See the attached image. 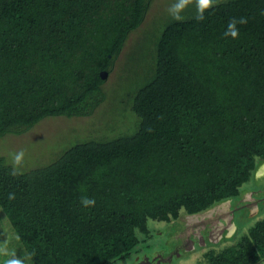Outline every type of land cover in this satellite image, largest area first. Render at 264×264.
<instances>
[{
  "label": "trees",
  "instance_id": "trees-1",
  "mask_svg": "<svg viewBox=\"0 0 264 264\" xmlns=\"http://www.w3.org/2000/svg\"><path fill=\"white\" fill-rule=\"evenodd\" d=\"M152 2L0 0V138L47 116L91 115L107 98L101 71H112ZM181 14L151 35L153 65L120 103L138 117L133 131L79 139L26 170L0 156V223L15 231L0 264H112L149 238L150 219L171 223L237 198L256 174L264 0H213L203 19L193 3ZM242 17L239 38L225 37ZM227 242L205 251L209 264L259 262L264 217Z\"/></svg>",
  "mask_w": 264,
  "mask_h": 264
},
{
  "label": "rangeland",
  "instance_id": "rangeland-1",
  "mask_svg": "<svg viewBox=\"0 0 264 264\" xmlns=\"http://www.w3.org/2000/svg\"><path fill=\"white\" fill-rule=\"evenodd\" d=\"M174 3L176 0H153L143 23L131 33L123 50L116 58L112 71L106 77L104 83L107 93L106 100L91 115L71 117L51 115L23 133H9L0 138V156H5L7 162L13 164L12 154L24 150L23 162L16 168L26 170L51 162L64 148L79 139L93 137L98 133L112 135L120 131H133L136 128L138 117L132 110L126 108L125 112L122 108L120 109V103L125 99L130 86L134 87L138 77L151 64L153 65L151 50L154 49V45L151 35L154 36L155 30L159 28L162 21L171 16L168 9ZM193 3L197 4V0H189L181 12H184ZM180 16L184 17L185 15L181 14ZM138 41L142 42L140 46L136 44ZM132 53L135 54V57L131 55ZM258 188H263L261 191L264 194V172H257L253 175L249 181L243 184L241 192L246 189ZM263 217L264 201L257 209L250 210L248 208L237 211L235 231L228 233L229 236H225L228 239L213 242L207 238L205 243L196 240L193 236L195 245L191 247L187 244L182 249L178 248L179 245H184L181 240L185 227L182 217L171 223L150 219L151 235L149 238L136 249L131 250L126 258L116 260L112 264H142L147 257L150 261L148 264H209L205 256L207 249L222 248L228 243L227 240L234 243L258 219ZM14 233V229L7 221L0 223V251L3 254L13 252V244L10 241ZM160 252L164 256L155 259ZM18 258L22 264H28L25 258L20 256ZM159 260L161 261L159 262Z\"/></svg>",
  "mask_w": 264,
  "mask_h": 264
},
{
  "label": "flooded vegetation",
  "instance_id": "flooded-vegetation-1",
  "mask_svg": "<svg viewBox=\"0 0 264 264\" xmlns=\"http://www.w3.org/2000/svg\"><path fill=\"white\" fill-rule=\"evenodd\" d=\"M262 189L263 188L250 189V190L246 189L245 191L241 192L239 197H237V198L235 197L233 199H229V201L225 200V201L217 204L214 207L213 211H209V212H207L204 215L205 217H199L200 219L204 218L203 221H205V222L200 223V224L196 225L193 229H191L190 238H192L194 236L196 238V240L201 241L202 240V236H203L205 239L208 238V240H210L209 236H208L209 231L212 230L211 231V238L215 237L216 231L218 229H220V227H219L220 224L223 223L225 225V224H227V222H230L229 221V219H230L232 221V226L230 228L224 230V233H223V235H222V237L220 239H222L224 236H229V235H227L228 233H233L235 231V218L237 216V211H239L240 209H242V210L243 209L246 210L248 208L250 210L253 209L255 206L249 205V203L251 201H253L252 199H255V200L258 199V203H259L258 205H260L264 201V194L261 191ZM232 209H235V213H234V217L233 218H232L233 213L231 211ZM210 212L216 213L217 214L216 216H218L220 214H224V215L226 214V215H225L224 219L221 218V220H220V218H219V222L213 224L214 223L213 220L215 218H212L213 215L209 216ZM186 217H187L186 215H184L182 217L183 221L185 223V225H184L185 227H184V230L182 231L183 239H181V240H182V243L184 245H179L178 246L179 249H182L183 246H187V244H188L187 239H188L189 233H188V230H187L188 229V225H187ZM194 245H195V240H194ZM173 250L177 251L176 249H173ZM163 256H164L163 253L160 252L156 256L155 259H157L159 257H163ZM168 260H170V259L168 258Z\"/></svg>",
  "mask_w": 264,
  "mask_h": 264
},
{
  "label": "clouds",
  "instance_id": "clouds-1",
  "mask_svg": "<svg viewBox=\"0 0 264 264\" xmlns=\"http://www.w3.org/2000/svg\"><path fill=\"white\" fill-rule=\"evenodd\" d=\"M189 2V0H176V3H174L169 9V13L173 16L174 19H181L180 12L183 10V8L186 6V4ZM213 0H197L199 13L200 15L197 17L198 19H203V12L212 6ZM247 19L242 17L239 19L233 18L229 21L227 30L224 32L225 37H231L233 39L239 38V28L237 27L238 24H246ZM25 156L24 150H20L19 152L12 154V162L14 167H18L22 164L23 159ZM16 171L14 170L12 172V175H16ZM10 199H15L14 194L9 195ZM81 204L84 207H94L96 204V201L94 198H89L87 196H84L81 198ZM5 264H22L20 260H7L5 261Z\"/></svg>",
  "mask_w": 264,
  "mask_h": 264
},
{
  "label": "water",
  "instance_id": "water-1",
  "mask_svg": "<svg viewBox=\"0 0 264 264\" xmlns=\"http://www.w3.org/2000/svg\"><path fill=\"white\" fill-rule=\"evenodd\" d=\"M108 71L107 70H102L101 71V75H102V77L103 78H106L107 77V75H108ZM261 173V172H264V161L263 162H261L260 163V165L258 166V168H257V170H256V173ZM253 201H251L250 203H249V205H253V206H255L254 208H258V199L257 200H255V199H252ZM227 201H229V199L227 200ZM216 205H214V206H212V207H210V208H208V209H206V210H204V211H202V212H199V213H194V214H188V215H186L188 218H189V221H188V218H187V225H188V233H189V235H188V239H187V241H188V245H190L191 247L192 246H194V240L192 239V238H190V232H191V229H193L196 225H198V224H200V223H203V222H205V221H203V219L204 218H199V217H205L204 215L207 213V212H209V211H213V209H214V207H215ZM232 211V213H233V215H232V218L234 217V213H235V209H232L231 210ZM213 215V217L212 218H215L213 221H214V223L213 224H215V223H218L219 222V218H220V220H221V218H223L224 219V217H225V215L224 214H220V215H218V216H216L217 214L216 213H213V212H210V214H209V216H212ZM193 220V221H192ZM229 221L230 222H227V224H223V223H221L220 224V229H218L217 231H216V234H215V237H212L211 238V231L212 230H210L209 231V234H208V236H209V239L211 240V241H213V242H217V241H219V239L222 237V235H223V233H224V230L225 229H228V228H230L231 226H232V221L229 219ZM190 222V224H188ZM205 238L202 236V240L201 241H204L205 242ZM221 240V239H220ZM206 243V242H205ZM172 256V255H171ZM161 260H159V262H160ZM150 261H149V259H148V257L147 258H145V260H143V262H142V264H148Z\"/></svg>",
  "mask_w": 264,
  "mask_h": 264
},
{
  "label": "crops",
  "instance_id": "crops-1",
  "mask_svg": "<svg viewBox=\"0 0 264 264\" xmlns=\"http://www.w3.org/2000/svg\"><path fill=\"white\" fill-rule=\"evenodd\" d=\"M255 264H264V258H262L259 262L255 263Z\"/></svg>",
  "mask_w": 264,
  "mask_h": 264
}]
</instances>
